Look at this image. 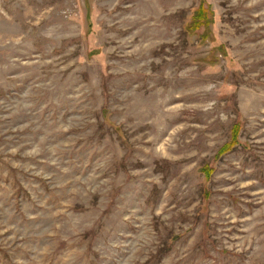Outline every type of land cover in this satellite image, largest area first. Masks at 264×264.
<instances>
[{
	"label": "rangeland",
	"instance_id": "1",
	"mask_svg": "<svg viewBox=\"0 0 264 264\" xmlns=\"http://www.w3.org/2000/svg\"><path fill=\"white\" fill-rule=\"evenodd\" d=\"M0 264H264V0H0Z\"/></svg>",
	"mask_w": 264,
	"mask_h": 264
},
{
	"label": "trees",
	"instance_id": "2",
	"mask_svg": "<svg viewBox=\"0 0 264 264\" xmlns=\"http://www.w3.org/2000/svg\"><path fill=\"white\" fill-rule=\"evenodd\" d=\"M207 17H208V12L205 9V6L202 5L199 8V10L196 12L194 20L191 22L192 25H188V30H199L205 25H207L209 23ZM239 135H240V126L235 124L231 130V140L225 145H223V147H221V149L217 153V157H222L227 153L233 151L238 145H241L239 141ZM202 171L206 174L207 178L210 179L215 169H212L209 165H206L202 169ZM208 195L209 194L207 193V196Z\"/></svg>",
	"mask_w": 264,
	"mask_h": 264
}]
</instances>
